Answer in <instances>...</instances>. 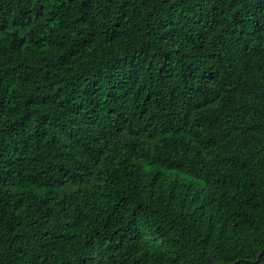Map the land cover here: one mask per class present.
<instances>
[{
	"label": "trees",
	"instance_id": "obj_1",
	"mask_svg": "<svg viewBox=\"0 0 264 264\" xmlns=\"http://www.w3.org/2000/svg\"><path fill=\"white\" fill-rule=\"evenodd\" d=\"M0 264H264V0H0Z\"/></svg>",
	"mask_w": 264,
	"mask_h": 264
}]
</instances>
